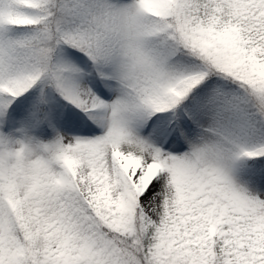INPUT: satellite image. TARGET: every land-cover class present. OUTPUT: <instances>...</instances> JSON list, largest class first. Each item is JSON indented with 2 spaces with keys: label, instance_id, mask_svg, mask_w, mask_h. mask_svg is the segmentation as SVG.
I'll return each instance as SVG.
<instances>
[{
  "label": "snow or ice",
  "instance_id": "1",
  "mask_svg": "<svg viewBox=\"0 0 264 264\" xmlns=\"http://www.w3.org/2000/svg\"><path fill=\"white\" fill-rule=\"evenodd\" d=\"M0 264H264V0H0Z\"/></svg>",
  "mask_w": 264,
  "mask_h": 264
}]
</instances>
